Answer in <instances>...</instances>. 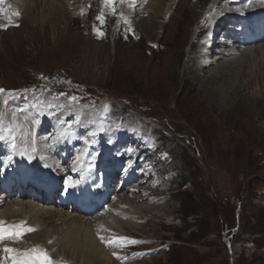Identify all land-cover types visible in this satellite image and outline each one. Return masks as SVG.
Here are the masks:
<instances>
[{
	"label": "rangeland",
	"instance_id": "1",
	"mask_svg": "<svg viewBox=\"0 0 264 264\" xmlns=\"http://www.w3.org/2000/svg\"><path fill=\"white\" fill-rule=\"evenodd\" d=\"M150 1L5 0L0 146L9 138L19 144L23 131L33 136L25 140L38 162L47 160L34 143L42 145L38 139L50 128L36 133L37 120L62 119L63 129L51 132L72 133L106 162L123 157L131 168L143 164L146 175L125 198L131 225L110 227L115 235L105 230L116 245L111 262L87 261L60 241L50 249L54 264H264V56L244 48L238 62L227 63L234 54L225 42L236 21L220 20L248 11L252 0ZM51 9L65 18L52 21ZM202 43L204 55L194 53ZM194 55L196 74L186 76ZM223 62L231 74L210 85ZM23 102L31 108L32 129L11 109ZM42 208L55 217L68 214ZM101 219L84 221L94 220L95 228L117 222Z\"/></svg>",
	"mask_w": 264,
	"mask_h": 264
},
{
	"label": "bare ground",
	"instance_id": "2",
	"mask_svg": "<svg viewBox=\"0 0 264 264\" xmlns=\"http://www.w3.org/2000/svg\"><path fill=\"white\" fill-rule=\"evenodd\" d=\"M155 1H157V0H151L148 3V5L151 4V2L154 3ZM134 2H136V1H134ZM21 3L22 2H18L16 4L18 6V8L22 7ZM7 4L9 5V3H7ZM30 5H31V3H30ZM248 5H252V7H253L252 10L262 9V8H264V0H252V1H250V3ZM17 6L16 7L12 6V7L18 11ZM54 7H56V6H54ZM198 8H199V5H198ZM250 8H248V9H250ZM144 9H147V10L149 9L150 10V6H145ZM242 9H244V8H242ZM245 9L247 10V8H245ZM26 12H27V10H26ZM64 14H66V13L60 12V10H52L51 9V13H48L47 15L49 16V19H51L52 21L58 22V21H61L63 18H65ZM229 15L230 14L224 16L222 18V22L229 21L230 18H231V16H229ZM143 22H145V21H143ZM143 28L144 29L145 28L149 29V27L146 26V25H143ZM205 46H206L205 43L197 44L196 47H195V52L194 53H197L199 51L200 53H203V55H204V52H206L205 51L206 49L204 48ZM196 49L198 51H196ZM245 49H248L247 52L256 53L257 55L260 56V58H262L264 56V47H262L263 50L261 48H259L258 50L256 48H254V49L245 48ZM230 50H232V49H230ZM237 53H238V51L233 55L234 57L232 59L227 60V63L231 62V64H233V63L238 62V60H240V57L239 56H235ZM229 56L230 55H228V57ZM249 57L252 58V54H250ZM221 59H222V56L216 58L217 61L221 60ZM194 60H195V55L194 56H189L188 60L186 61L185 69H184V72L186 73L185 74L186 76H190L191 77V75L196 74L195 71H197V67L195 65L197 63H194L195 62ZM231 64L225 65L224 62L222 64H220L221 66L219 65L218 68H216L214 70L213 74L210 76V78H209L210 83L209 84L213 85L215 82L220 80L222 77H224L228 73L231 74L230 73ZM237 67H238V69H242L243 68V63H240ZM204 72L206 73V72H208V70H205ZM220 95H219V97H220ZM209 97H210V99H212V97H214V95L212 94V96H209ZM14 108L17 110V112L19 111L21 113V115H22L19 118L20 121L25 122V125H27V126L28 125L29 126L35 125L34 119L31 118L32 117L31 116L32 115L31 108L28 106V104L22 103V104H20L18 106L13 107L12 109H14ZM26 129H27V127H26ZM23 134H24V132L22 131V134H20L22 136L21 142L19 144L17 143V149L18 148H20L22 150L26 149V144H25L26 140L25 139H27L29 137V135L26 133V135L24 134L26 137L25 136L23 137ZM30 137L33 138L32 135ZM38 138H39V136H38ZM18 145H19V147H18ZM29 145H31V144H29ZM22 153L20 151H17L18 156L20 155V156H22L23 159H27V158H25V157H27L26 154L25 153L22 154ZM80 164H83V162H81ZM29 166H32V163L30 161H29ZM38 172H41V171H38ZM125 200L126 199H124V201L121 200L120 202H122L123 205L126 204V207L128 209L130 206L127 203L128 200L126 202H125ZM143 205L137 207V209H141L142 210L143 208H146V207H143ZM123 207L121 206V207L118 208L117 215L111 216L114 219H117V222H115V223L113 222L112 225L109 224V223L101 222V224H99V225L97 224L100 227L97 226L95 228V227H92L93 226L92 223L94 222V220H91V221L88 220L87 222H85L84 218H82L81 216L77 217V216L71 215L69 213L68 214H64V216H61L60 213H59L55 217L54 214H50L48 212V210L50 208L49 209H44V208L39 207V206H37V207L32 206V204H30V203H24V202H18V201L17 202H13L12 207L8 208V213L11 214V215L7 214L8 217L12 216V217L19 218L20 216H23L21 219H26L27 218V222L29 224L32 223L31 225H33V227L37 228V230H36V232L34 234L22 238L15 246H13L12 249L16 248L14 254H16V256H22V252H19L17 250V248L21 245V243L24 242L23 241L24 239H26L28 241L31 240V241H34V242H40V243H42V244H44L46 246L48 245L49 247L50 246L58 247L60 245V241H61V245L62 246L68 247L69 251L81 255V257L83 259L86 258L87 261H89L90 260L89 258L93 256L94 258H96L97 262H98V260L103 259L104 261H107L108 263H110L111 262V258L108 255H109V253L111 254L114 250H112V249L111 250H106L104 247H110V246L105 245V241H102V240L98 239V237H103V235H104V233L102 231V228H103L104 224H107L109 227H117V226H120L122 224H125V225L129 226L130 223L128 222V220H124L122 217L119 216V215H122V214H125V213L129 212L127 209H124ZM101 215L102 214H100V216ZM129 215H130V213H129ZM21 219H20V221H21ZM91 227L93 229H91ZM118 229H120V228L118 227ZM94 230H97V234L96 235L95 234H91V231H94ZM40 239H42V240H40ZM50 241H51V243H49ZM17 245H19V246L17 247ZM93 249H94V251H93Z\"/></svg>",
	"mask_w": 264,
	"mask_h": 264
},
{
	"label": "snow or ice",
	"instance_id": "3",
	"mask_svg": "<svg viewBox=\"0 0 264 264\" xmlns=\"http://www.w3.org/2000/svg\"><path fill=\"white\" fill-rule=\"evenodd\" d=\"M4 3H5V0H0V5H3ZM104 3L106 6L112 5L114 3V0H104ZM4 11L5 10L2 7H0V13H2ZM12 15L18 16L19 13L18 12L12 13ZM98 19H102V17H98ZM16 26H18V25H16ZM0 92H3V90H0ZM72 99L75 100L76 98L72 97ZM13 147H15V145H13ZM32 231H35V229L25 228V227H23V225H21V226L17 227V229L15 231V235L20 236L25 232H32ZM5 232H6L5 229L0 228V240H3L6 238ZM4 251L7 253H14L15 249L5 248ZM32 253L35 254L34 257H28V258L23 259V260L17 259L16 256L14 255L12 257L13 264H38V262H39V264H54V262L52 260H50L46 254L39 252L37 249H32ZM25 255L27 256V254H25Z\"/></svg>",
	"mask_w": 264,
	"mask_h": 264
}]
</instances>
